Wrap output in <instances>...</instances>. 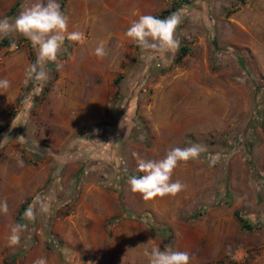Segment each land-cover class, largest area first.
Segmentation results:
<instances>
[{"label":"rangeland","instance_id":"obj_1","mask_svg":"<svg viewBox=\"0 0 264 264\" xmlns=\"http://www.w3.org/2000/svg\"><path fill=\"white\" fill-rule=\"evenodd\" d=\"M34 2L16 0L0 20ZM57 2L84 40L64 41L47 82L22 92L36 50L19 34L0 44L10 81L0 93V264H147L152 246L187 251L191 264H264V0ZM176 13L183 54L142 51L124 35L139 15ZM69 83L77 97L62 106ZM193 144L207 151L172 176L186 190L150 201L130 190L138 157ZM14 224L26 227L10 247Z\"/></svg>","mask_w":264,"mask_h":264},{"label":"clouds","instance_id":"obj_2","mask_svg":"<svg viewBox=\"0 0 264 264\" xmlns=\"http://www.w3.org/2000/svg\"><path fill=\"white\" fill-rule=\"evenodd\" d=\"M69 17L61 9L57 0H35L30 6L23 8L14 21L7 18L0 20V38L10 37L15 34L27 38L36 50V62L26 70L25 83L35 79L41 83L47 82L49 73L46 71L48 62L57 63L58 55L63 48L64 41L82 43L84 34L80 31H68ZM182 23L179 13L168 18L161 19L152 15H139L125 32L131 42L135 43L142 51H152L161 56L167 53H175L181 44L176 35L178 26ZM107 41L98 42L94 54L103 59L106 55ZM12 47H15L13 43ZM61 67L57 63V70ZM10 87L8 79H0V93H5ZM144 139L143 136L140 137ZM206 147L193 144L189 147H171L161 159L137 158L136 171L142 175H129L127 183L133 193L141 195L143 200L150 201L157 197H175L181 191L186 190L187 185L179 180L173 181L172 176L179 164H187L189 161L199 159ZM136 155V154H134ZM218 158H210L209 166H214ZM17 166L24 167V161L17 159ZM47 211V209H43ZM0 212L7 213V201L0 202ZM25 217L31 221L36 219L33 209L30 207L25 212ZM26 225L14 224L8 236V246L14 247L20 244V237ZM143 255L147 258V264H191V255L187 251L173 250L170 246L146 247ZM33 264H47L44 257H38Z\"/></svg>","mask_w":264,"mask_h":264},{"label":"trees","instance_id":"obj_3","mask_svg":"<svg viewBox=\"0 0 264 264\" xmlns=\"http://www.w3.org/2000/svg\"><path fill=\"white\" fill-rule=\"evenodd\" d=\"M9 41L10 40L8 39V37H3V38L0 39V44L4 45V44H7ZM179 49H180V54H183V52L186 51L187 47L184 46V45H181L179 47ZM27 57L29 59V66L36 62L37 57H36V55L34 53H32V51L30 49H28ZM33 80L34 79L28 80V82L22 87L21 91L23 92V89L25 87L30 86L33 83ZM115 81H116V79H115ZM21 206L23 208L24 205L21 204L20 208H21ZM21 209L18 210V217H17L18 223H21V220L23 219V212L21 211ZM233 213H234L235 217L237 218L240 226H242L244 228H251L252 227V225L237 210H235ZM48 242H49V243H47L48 246H51L52 248H56L55 246H57V245L55 243H51V241H48ZM54 242H56V241H54ZM62 261L65 263L64 260H62Z\"/></svg>","mask_w":264,"mask_h":264},{"label":"crops","instance_id":"obj_4","mask_svg":"<svg viewBox=\"0 0 264 264\" xmlns=\"http://www.w3.org/2000/svg\"><path fill=\"white\" fill-rule=\"evenodd\" d=\"M16 2V0H0V11H7L8 9H10L12 6H13V4ZM76 11H78V9H76ZM74 16H75V18H77V16L75 15V11H74ZM72 24H71V21L69 20V23H68V26H71ZM69 86H71V84L69 83V84H67L66 85V87H64V89H65V91H66V94L67 95H64L63 96V99H62V101H61V105L63 106L64 104L67 106L68 104H70L71 103V97H77V95H76V93L77 92H73V93H70L69 91H68V87ZM69 92V93H68ZM79 97H81V95H80V93H79ZM86 97V96H85ZM87 99L89 98V97H86ZM85 98V99H86ZM64 99H65V101H64ZM86 99V100H87ZM81 100L82 99H79V102H81ZM86 100H84L83 102H85ZM82 103V102H81ZM87 103H89V101L87 102ZM87 105V104H86Z\"/></svg>","mask_w":264,"mask_h":264}]
</instances>
